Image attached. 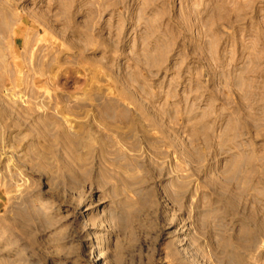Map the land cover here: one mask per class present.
<instances>
[{"label":"rangeland","instance_id":"1","mask_svg":"<svg viewBox=\"0 0 264 264\" xmlns=\"http://www.w3.org/2000/svg\"><path fill=\"white\" fill-rule=\"evenodd\" d=\"M0 264H264V0H0Z\"/></svg>","mask_w":264,"mask_h":264},{"label":"bare ground","instance_id":"2","mask_svg":"<svg viewBox=\"0 0 264 264\" xmlns=\"http://www.w3.org/2000/svg\"><path fill=\"white\" fill-rule=\"evenodd\" d=\"M98 260H99V258L95 259V261H98Z\"/></svg>","mask_w":264,"mask_h":264}]
</instances>
